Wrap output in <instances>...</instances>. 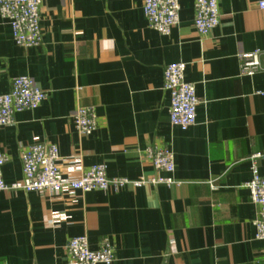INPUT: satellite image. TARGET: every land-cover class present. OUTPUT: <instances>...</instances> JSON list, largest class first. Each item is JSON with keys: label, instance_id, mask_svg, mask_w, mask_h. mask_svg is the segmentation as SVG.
Listing matches in <instances>:
<instances>
[{"label": "crops", "instance_id": "crops-1", "mask_svg": "<svg viewBox=\"0 0 264 264\" xmlns=\"http://www.w3.org/2000/svg\"><path fill=\"white\" fill-rule=\"evenodd\" d=\"M179 3L178 22L160 33L148 25L143 0H42L37 47L16 45L0 15V94L23 74L46 92L38 107L0 128L6 182L22 177L21 151L35 140L57 145L64 175L104 163L108 176L129 179L168 175L144 153L168 147L169 175L181 182L65 194L0 190V264H69L65 246L77 235L90 249L108 238L109 264H264L257 207L245 187L248 156L264 151V8L217 0L218 22L200 34L193 0ZM252 50L262 68L241 74L237 53ZM177 61L198 99L185 130L170 123L163 87L165 67ZM77 106L95 112L88 135L74 126ZM256 164L264 176V161Z\"/></svg>", "mask_w": 264, "mask_h": 264}, {"label": "built area", "instance_id": "built-area-1", "mask_svg": "<svg viewBox=\"0 0 264 264\" xmlns=\"http://www.w3.org/2000/svg\"><path fill=\"white\" fill-rule=\"evenodd\" d=\"M42 0H0V15L8 19L11 35L16 45L37 47L42 42L40 23V4ZM257 7L264 8V0H257ZM143 12L148 25L160 33H169L178 22L179 0H143ZM219 12L217 0H193V26L203 34L217 24ZM259 50L238 52L239 72L251 75L260 70ZM186 64L181 61L167 64L163 73V87L170 94L169 119L174 126L187 129L195 120L198 99L193 84L185 80ZM2 69L0 68V76ZM46 92L29 75L13 78L9 90L0 94V128L12 124L16 112L34 109L45 100ZM77 132L88 135L96 128V115L91 106H77L72 112ZM144 153L154 169L168 175L129 179L121 176H108L104 163H95L78 170V175H64L59 168V153L56 144L35 140L21 151L22 177L6 182L1 167L7 160L5 152L0 151V190L49 191L65 194L71 191L120 189L126 185L134 187L144 183L180 184L169 175L174 171L173 153L168 147L148 146ZM251 176L245 187L249 200L257 207L253 220L254 238L264 240V176L257 170V160L264 161V151H254L248 156ZM69 171H74L69 168ZM60 214L52 218L56 222ZM69 264H109L114 259L112 245L104 237L96 249H90L85 235L70 238L65 246Z\"/></svg>", "mask_w": 264, "mask_h": 264}]
</instances>
